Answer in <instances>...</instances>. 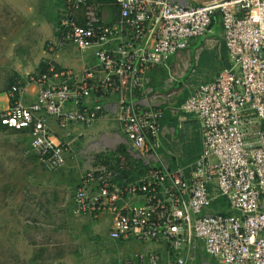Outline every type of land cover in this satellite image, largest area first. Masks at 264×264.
Instances as JSON below:
<instances>
[{"label":"built area","instance_id":"1","mask_svg":"<svg viewBox=\"0 0 264 264\" xmlns=\"http://www.w3.org/2000/svg\"><path fill=\"white\" fill-rule=\"evenodd\" d=\"M62 7L50 51L92 49L95 62L76 68L54 57L18 77L0 101V123L26 133L30 152L57 171L77 125L113 115L123 133H113V151L124 147L131 164L107 151L96 168L86 161L92 168L80 172L76 215H109L111 239L166 244L165 254L136 255L139 264H264V0H64ZM219 19L218 53L221 59L224 44L229 64L188 89L181 107L168 105L164 90L182 81L171 77L156 88L150 71L174 56L182 57L174 66L184 65L191 42ZM166 108L197 120L202 147L194 161L157 154L177 131L163 123ZM49 117L65 132H55Z\"/></svg>","mask_w":264,"mask_h":264},{"label":"rangeland","instance_id":"2","mask_svg":"<svg viewBox=\"0 0 264 264\" xmlns=\"http://www.w3.org/2000/svg\"><path fill=\"white\" fill-rule=\"evenodd\" d=\"M63 2L0 0L2 104L12 81L37 71L45 60L55 57L64 66L78 68L87 61L95 62L92 49L82 52L71 46L55 54L50 51L52 42L56 41L55 26L63 12ZM216 39H222L220 19L212 25L207 36L191 42L190 50L184 53V65L174 66L182 60L181 56H174L168 66H158L150 71L153 81L162 80L159 88L165 87L164 81L171 77L182 81L165 87L168 105L177 103L184 90L215 78L222 62L228 61L226 56L224 61L220 59V41ZM202 52L204 60L200 62ZM196 59L198 65L190 66ZM174 117H177L172 123L177 130L175 141L169 144L163 141L157 154L170 163L185 164L192 151L187 153L184 136L176 140L183 131L180 124L183 121L188 139L194 136L198 125L193 116L180 113ZM49 122L59 135L65 132L53 117H49ZM76 128L72 149L65 153L66 165L57 171H49L30 152V138L26 133L0 127V264H139L138 254L157 250L166 253L165 243L109 238L107 214L96 221L75 214L73 196L84 164L89 167L91 163L96 168L100 155L112 151L116 144L110 134L123 135L113 115L91 126L77 125ZM89 159L93 162L88 164ZM154 166L160 167L161 163L155 162ZM133 171L132 166L130 172ZM219 204L223 202L213 206L218 208ZM229 213H235V210ZM202 256L213 261L209 254Z\"/></svg>","mask_w":264,"mask_h":264},{"label":"trees","instance_id":"3","mask_svg":"<svg viewBox=\"0 0 264 264\" xmlns=\"http://www.w3.org/2000/svg\"><path fill=\"white\" fill-rule=\"evenodd\" d=\"M221 50H222L221 51L222 52V57H221L222 61H224L225 56H226V58L228 60V61L222 62L223 63L222 65H228L229 64V58H228L226 46L224 44L222 45ZM203 54H204L203 52L200 54V62H203V60H204ZM152 81H153V78H152ZM158 81L159 82H154L153 81V84H155L156 87L157 86L160 87V85H161L160 81H162V80H158ZM12 83H13V81H12ZM11 84H10V86H11ZM188 95H189V90H184L183 93L180 95V97H179V99H178V101L176 103V106L177 107H181L183 105V103L185 102V100L187 99ZM176 118L177 117L172 116L171 113H170V110L168 108H166L165 117H164L163 123L165 124V123H169L170 122L171 124L172 123L174 124L176 122ZM0 127H2L3 129L4 128L8 129L5 125H2L1 123H0ZM193 135L194 136H192L190 139L183 137L184 138V142H185L184 145H185V149H186L187 153H188L189 150L192 151L191 154H188L189 155V157L187 159L188 162H185V164L194 161L198 157L200 152H201L202 145H201L200 140H199V138H200L199 131L198 130H194V134ZM118 151L119 152H125V148L124 147L119 148L116 151V153H118ZM109 158H113V156H111ZM109 158L108 157L107 158L103 157L102 159H103L104 162H107ZM222 200L223 199H220V200L216 201L215 205L218 202H223Z\"/></svg>","mask_w":264,"mask_h":264},{"label":"crops","instance_id":"4","mask_svg":"<svg viewBox=\"0 0 264 264\" xmlns=\"http://www.w3.org/2000/svg\"><path fill=\"white\" fill-rule=\"evenodd\" d=\"M190 1H193L194 3H196V2H206V1H196V0H190ZM85 63H86V62H85ZM78 65H79V64H78ZM83 65H84V63L81 64V66H80L79 68H81ZM223 66H224V65H222V66L220 67V69L218 70V73H219V71L222 69ZM73 67H74V66H73ZM76 68H78V67H76ZM218 73H217V75H218ZM217 75H216V76H217ZM216 76H215V77H216ZM213 79H215V78H213ZM213 79H211V80H213ZM211 80H208V81H211ZM208 81H206V82H208ZM154 82H159V81H158V79H157V81L154 80ZM160 83H161V81H160ZM153 85L156 87L155 84H153ZM156 88H159V86H157ZM189 92H190V91H189ZM101 120H102V119H101ZM196 122H197V120H196ZM197 125H198V123H197ZM195 130H198V131H199V129H196V128H195ZM113 133H115V132H113ZM113 133H111L110 135L112 136ZM103 135H109V134L104 133ZM183 136L185 137L186 134H183V135L180 137V140H181V138H182ZM199 136H200V135H199ZM199 140H200V143H201V138H199ZM201 145H202V144H201ZM118 153H119V154H125V155L127 156V158H128V162H129V164H131L130 157H129V155H128L126 152H119V151H118ZM109 154H110L111 156H114V155L117 154V153H116V151H113V150H112V151H109ZM112 154H113V155H112ZM100 158H101V155H100ZM113 160H115L114 157H113ZM103 163H105V162L103 161ZM106 163H108V161H107ZM129 164H128V165H129ZM113 165H114V163H113ZM132 166H133V165H131L130 168H131ZM115 167L118 168L120 171L125 172V174L131 173L130 171H127V172H126V170H121V167L119 166V164H116Z\"/></svg>","mask_w":264,"mask_h":264}]
</instances>
